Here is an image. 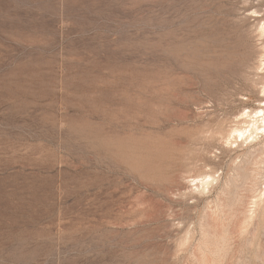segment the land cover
Here are the masks:
<instances>
[{
	"label": "rangeland",
	"instance_id": "rangeland-1",
	"mask_svg": "<svg viewBox=\"0 0 264 264\" xmlns=\"http://www.w3.org/2000/svg\"><path fill=\"white\" fill-rule=\"evenodd\" d=\"M263 25L264 0H0V264H264Z\"/></svg>",
	"mask_w": 264,
	"mask_h": 264
},
{
	"label": "bare ground",
	"instance_id": "bare-ground-1",
	"mask_svg": "<svg viewBox=\"0 0 264 264\" xmlns=\"http://www.w3.org/2000/svg\"><path fill=\"white\" fill-rule=\"evenodd\" d=\"M260 31H261V33L262 34H264V25L261 27V29H260ZM260 34V33H259ZM263 39V38H262ZM258 43V42H257ZM263 46V45H262ZM260 51V50H259ZM261 53V52H260ZM263 54V53H262ZM264 55V54H263ZM258 56V55H257ZM261 60H263V59H261ZM263 63V62H262ZM260 64H261V62H260ZM259 66V65H258ZM262 98H264V95L262 96ZM261 100V99H260ZM262 102L264 103V99H262ZM245 117H251V115H250V112H247L246 114H245ZM251 118H253V117H251ZM256 120H254V122L252 123L253 125H252V128H251V136L253 135V133H257L258 134V131L260 130V126H259V124H264V106H262L261 108H260V110H258L257 112H256V114H255V117H254ZM211 127V126H210ZM210 129H212V128H210ZM214 129V128H213ZM212 131V130H211ZM236 132V131H235ZM234 132V133H235ZM207 133V132H206ZM209 133H210V131H209ZM214 133V132H213ZM212 133V134H213ZM217 133V132H216ZM246 133V132H245ZM203 134H205V133H203ZM202 136V135H201ZM214 136V135H213ZM204 137V136H203ZM202 140V139H201ZM206 140V139H205ZM204 179V178H203ZM206 180V179H205ZM202 185H204V186H209V185H211L208 181H202V183H201ZM200 184V185H201ZM203 188H205V187H203Z\"/></svg>",
	"mask_w": 264,
	"mask_h": 264
}]
</instances>
